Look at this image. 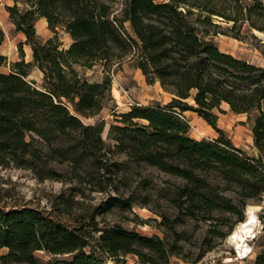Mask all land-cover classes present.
Masks as SVG:
<instances>
[{"label": "trees", "instance_id": "trees-1", "mask_svg": "<svg viewBox=\"0 0 264 264\" xmlns=\"http://www.w3.org/2000/svg\"><path fill=\"white\" fill-rule=\"evenodd\" d=\"M7 8L16 30L26 35L33 61H26L22 49L21 59L9 64L0 51L1 164L32 169L45 179L58 174L52 161L65 158L75 166L99 161L107 148L104 125L86 124L83 118L105 108L112 77L106 74L92 82L77 66L92 68L101 62L106 70L132 56L147 82L159 81L173 99L166 104L135 103L122 113V124L112 125L109 132L115 149L137 163L184 179L174 200L185 217L208 221L222 211L239 214L242 221L247 201L264 194V66L222 50L214 40L221 33L215 16L232 22L233 31L248 25L264 32V0H126L121 17L113 13L114 0H15ZM41 18L53 32L47 39L37 32ZM62 33L72 38L67 48ZM3 42L0 30V47ZM261 51L264 55V44ZM8 64L9 72L2 71ZM34 66L44 73L41 86L29 78ZM223 102L235 113L250 118L256 113L253 136L258 157L237 147L218 126L217 110ZM186 111L198 113L219 137H192ZM211 173L240 190L239 203L220 193ZM119 202L126 201L110 200L112 205ZM169 228L172 235L148 236L119 224H70L37 207L0 208V249H8L0 260L112 264L111 259L122 264L133 254L135 264H171L175 256L196 264L215 247L213 239L207 240L197 257H189L179 243L183 233L175 225ZM94 231L101 233L96 237ZM42 250L70 257L43 262L36 255ZM256 263L264 264V250Z\"/></svg>", "mask_w": 264, "mask_h": 264}, {"label": "rangeland", "instance_id": "rangeland-1", "mask_svg": "<svg viewBox=\"0 0 264 264\" xmlns=\"http://www.w3.org/2000/svg\"><path fill=\"white\" fill-rule=\"evenodd\" d=\"M125 2L126 0H114L113 13L121 17ZM14 4L15 0L0 1V30L4 33L0 51L7 55L9 64L21 59L22 49L26 61H33V50L25 43L26 35L16 30L7 8ZM214 21L220 24L217 30L221 31L214 36V40L222 50L264 66V55L261 51L264 32L251 29L248 25L242 30L237 28L233 31L232 22L229 23L218 16H215ZM36 27L42 38L53 36L45 18L39 19ZM239 31L240 36H235ZM66 34L62 33V40L63 46L67 48L72 43V38ZM131 58L132 56L127 57L121 64H111L106 70L101 62H97L92 68L77 66L81 74L92 82L103 80L106 74L112 77L111 97L107 100L105 108L94 117L83 118L86 124L104 125L102 136L107 148L100 152L99 161L88 160L77 166L65 158L52 161L50 164L57 169L58 174L55 178L45 179L37 177L32 169L19 167L14 163H0V208L37 207L70 224L91 221L97 222L99 227L119 224L148 236L164 237L166 233L172 235V228L169 227L175 225L183 233L184 239L179 243L184 245V253L189 257H197L207 247V240H214L215 247L196 264H257V256L264 250V194L247 201L242 208V221H238L239 214L222 211L215 212L214 218L208 221L199 216L185 217L174 200L179 187L186 183L184 179L146 163H137L115 149V143L109 138L110 128L112 125L122 124L121 114L129 111L131 104H166L173 99V95L165 91L159 81L149 84L142 70ZM9 64L1 70L9 72ZM29 78L34 79L40 86L44 83V73L37 66L33 67ZM189 102L193 103V98L189 99ZM217 113L218 126L225 131L226 136L252 156L256 148L253 136V119L256 113H253L251 118L246 113H235L227 102L222 103ZM184 116L191 123L192 137L210 140L219 137L217 130L198 113L186 111ZM106 164L108 169L105 168ZM101 165L104 167L100 168ZM209 176L214 183L220 185V193L239 203L240 190L237 187L220 181L213 173ZM114 197L126 202L112 205L110 200ZM251 205L257 208L260 226L256 235L249 238L254 245L253 254L249 259L239 261L236 258L237 244L230 240V236L235 228L246 220L247 209ZM180 217L185 219V222H179ZM100 233L94 231L96 237ZM7 252V248L0 249V254ZM36 255L43 262H55L70 257L69 254L51 255L43 250L37 251ZM136 261L137 256L129 254L126 256V262L122 264H135ZM109 262L115 263L111 259ZM0 264H3L1 260ZM171 264L194 263L175 256Z\"/></svg>", "mask_w": 264, "mask_h": 264}, {"label": "bare ground", "instance_id": "bare-ground-1", "mask_svg": "<svg viewBox=\"0 0 264 264\" xmlns=\"http://www.w3.org/2000/svg\"><path fill=\"white\" fill-rule=\"evenodd\" d=\"M247 215L246 220L241 222L230 236V240L237 245H243L249 237H254L260 226L255 206L248 207Z\"/></svg>", "mask_w": 264, "mask_h": 264}, {"label": "built area", "instance_id": "built-area-1", "mask_svg": "<svg viewBox=\"0 0 264 264\" xmlns=\"http://www.w3.org/2000/svg\"><path fill=\"white\" fill-rule=\"evenodd\" d=\"M114 14H116V13H114ZM132 105L133 104H131V106ZM249 238L244 242L243 245H237L236 246V258L239 261H245V260L249 259L254 252V245L251 243V240H249Z\"/></svg>", "mask_w": 264, "mask_h": 264}, {"label": "crops", "instance_id": "crops-1", "mask_svg": "<svg viewBox=\"0 0 264 264\" xmlns=\"http://www.w3.org/2000/svg\"><path fill=\"white\" fill-rule=\"evenodd\" d=\"M127 28H128L129 30H131V24H128V23H127ZM66 35L70 37V35H69L68 33H67ZM254 145H255V143H254ZM237 146H240V145H237ZM255 147H256V146H255ZM254 150H255V152H253V155H252V156H256V157H258V156L260 155V151H259V149L256 147Z\"/></svg>", "mask_w": 264, "mask_h": 264}]
</instances>
